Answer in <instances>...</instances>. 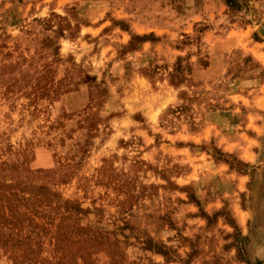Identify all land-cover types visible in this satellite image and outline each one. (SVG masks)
I'll return each mask as SVG.
<instances>
[{
  "label": "rangeland",
  "instance_id": "obj_1",
  "mask_svg": "<svg viewBox=\"0 0 264 264\" xmlns=\"http://www.w3.org/2000/svg\"><path fill=\"white\" fill-rule=\"evenodd\" d=\"M0 264H264V0H0Z\"/></svg>",
  "mask_w": 264,
  "mask_h": 264
}]
</instances>
